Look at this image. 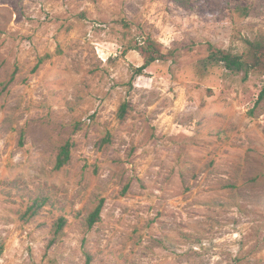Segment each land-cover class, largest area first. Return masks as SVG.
I'll return each instance as SVG.
<instances>
[{
	"label": "rangeland",
	"instance_id": "1",
	"mask_svg": "<svg viewBox=\"0 0 264 264\" xmlns=\"http://www.w3.org/2000/svg\"><path fill=\"white\" fill-rule=\"evenodd\" d=\"M184 1L0 0V264H264V0Z\"/></svg>",
	"mask_w": 264,
	"mask_h": 264
},
{
	"label": "trees",
	"instance_id": "2",
	"mask_svg": "<svg viewBox=\"0 0 264 264\" xmlns=\"http://www.w3.org/2000/svg\"><path fill=\"white\" fill-rule=\"evenodd\" d=\"M179 5L186 6L184 0H176ZM237 10L240 11L243 15H247L248 8L246 6H238ZM137 41V40H136ZM135 41V45L130 49H135L140 52L143 57V64L135 68V74H141L142 71L150 66L152 63L164 58V53L161 49L159 42L150 36H146L141 40ZM244 42L247 45V50L244 53L237 54L229 50L215 48L213 45L208 47L207 60L214 63H222L224 67L236 70L243 71L246 75L252 70L264 68V42L260 40H249L245 39ZM47 57V56H46ZM44 58H40L38 63L34 66L33 69H36L38 65L43 61ZM264 100V85L259 91L255 104H259ZM125 112V105H121L118 116H123ZM70 143L66 142L60 147V151L56 158V168L63 166L69 158ZM101 201L89 212L86 216L84 225L86 229H90L94 226L96 222L100 219L101 211ZM30 211H35L34 207L31 206ZM65 220L63 217L59 218L56 222V225L53 228V238L51 241H54L61 233V228L63 227ZM3 246L0 244V252L2 251Z\"/></svg>",
	"mask_w": 264,
	"mask_h": 264
}]
</instances>
